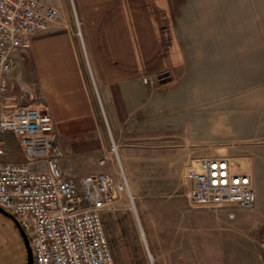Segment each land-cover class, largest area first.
Listing matches in <instances>:
<instances>
[{
    "label": "rangeland",
    "instance_id": "374dc122",
    "mask_svg": "<svg viewBox=\"0 0 264 264\" xmlns=\"http://www.w3.org/2000/svg\"><path fill=\"white\" fill-rule=\"evenodd\" d=\"M45 1L57 7L56 21L74 34L85 61L76 0ZM179 14L173 13L174 35L184 64L164 63L142 75L136 98V115H141L128 118L122 137L103 130L98 136V129L74 136L57 121L63 172L79 178L98 171L102 157L111 166L106 172L116 178L125 172L130 193L119 194L115 207L102 212L116 264H264V155L262 172L255 162L256 154L264 153V0H192L183 17ZM210 38L246 40L247 48L211 53ZM163 72L170 79L161 82ZM143 110L148 112L142 118ZM107 118L111 114L98 96L95 121L106 124ZM205 154L230 156L250 172L255 186L262 187L260 200L248 208L191 203L184 195L185 168ZM132 156L144 160L131 163L135 168L129 172L126 159ZM195 211L196 229L191 224ZM26 263L24 238L14 216L2 209L0 264Z\"/></svg>",
    "mask_w": 264,
    "mask_h": 264
},
{
    "label": "built area",
    "instance_id": "2783aa9c",
    "mask_svg": "<svg viewBox=\"0 0 264 264\" xmlns=\"http://www.w3.org/2000/svg\"><path fill=\"white\" fill-rule=\"evenodd\" d=\"M58 15L57 7L45 0H0V134H16L25 150L24 160L3 159L7 140L0 135V207L27 233L32 264H116L102 212L115 207L119 194L130 193L125 172L119 178L106 171L79 178L64 174L58 122L48 104L28 94L22 104L3 109L17 53L48 30ZM112 150H117L115 143ZM106 161L102 157L98 163ZM185 176L190 185L184 195L195 205L248 208L256 202L252 174L230 156H197Z\"/></svg>",
    "mask_w": 264,
    "mask_h": 264
},
{
    "label": "crops",
    "instance_id": "0c3cea01",
    "mask_svg": "<svg viewBox=\"0 0 264 264\" xmlns=\"http://www.w3.org/2000/svg\"><path fill=\"white\" fill-rule=\"evenodd\" d=\"M190 1L76 0L85 61L77 52L74 34L56 21L48 30L32 37L25 51L17 53L15 68L8 75L9 90L3 109L22 104L26 95L32 94L37 102L48 104L65 133L86 136L98 129V136L103 130L102 133L110 132L119 139L128 127V118H140L141 114L136 115L140 108L136 98L142 75L157 72L164 63L176 67L184 64L186 56L174 35L173 13L180 10L178 17H183L182 11ZM207 42L211 44V53L247 48V45L243 47L246 40L237 43L232 38H210ZM258 53L262 58L261 48ZM89 71L93 73L94 84L88 78ZM98 96L111 114L106 124L99 119L98 123L95 121ZM143 111L142 118L148 110ZM0 135L7 140L3 159L24 160L25 150L20 138L12 132ZM261 154V158L257 154L255 157L258 171L263 169L264 153ZM141 159L127 158L128 171L134 170L132 164L141 163L144 160ZM108 170H111L109 163L98 164V171ZM186 184L188 187L190 181ZM256 191L257 201L262 187L256 185ZM140 209L150 233L148 216L142 205ZM197 213L195 211L192 219L194 224L191 223L195 229Z\"/></svg>",
    "mask_w": 264,
    "mask_h": 264
},
{
    "label": "water",
    "instance_id": "95a60500",
    "mask_svg": "<svg viewBox=\"0 0 264 264\" xmlns=\"http://www.w3.org/2000/svg\"><path fill=\"white\" fill-rule=\"evenodd\" d=\"M158 77L160 78L161 82L167 81V80L170 79L169 72H163V73L159 74ZM2 209L3 208L0 207V210H2ZM14 218H15L17 227L19 228V230H20V232H21V234H22V236L24 238V242H25V246H26V250H27V263L26 264H32L33 263V253H32V247H31V244H30L29 237H28L27 233L25 232L24 228L22 227V225L20 224V222L17 220V218L15 216H14Z\"/></svg>",
    "mask_w": 264,
    "mask_h": 264
},
{
    "label": "bare ground",
    "instance_id": "6f19581e",
    "mask_svg": "<svg viewBox=\"0 0 264 264\" xmlns=\"http://www.w3.org/2000/svg\"><path fill=\"white\" fill-rule=\"evenodd\" d=\"M131 197H132V195H131ZM132 199V198H131ZM132 204H134L133 202H132Z\"/></svg>",
    "mask_w": 264,
    "mask_h": 264
}]
</instances>
